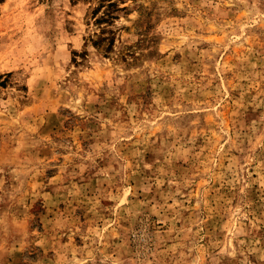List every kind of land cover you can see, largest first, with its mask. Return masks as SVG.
<instances>
[{
  "label": "rangeland",
  "instance_id": "1",
  "mask_svg": "<svg viewBox=\"0 0 264 264\" xmlns=\"http://www.w3.org/2000/svg\"><path fill=\"white\" fill-rule=\"evenodd\" d=\"M0 1V264H264V0Z\"/></svg>",
  "mask_w": 264,
  "mask_h": 264
},
{
  "label": "trees",
  "instance_id": "2",
  "mask_svg": "<svg viewBox=\"0 0 264 264\" xmlns=\"http://www.w3.org/2000/svg\"><path fill=\"white\" fill-rule=\"evenodd\" d=\"M80 1L83 0H70L71 4ZM123 11H127V7H120L117 0H98L97 6L92 10V17L99 28L97 38L91 39L94 46H104L102 48L106 53L113 51L115 33L110 27L118 18V13Z\"/></svg>",
  "mask_w": 264,
  "mask_h": 264
}]
</instances>
